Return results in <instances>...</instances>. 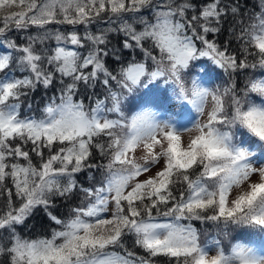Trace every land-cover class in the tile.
I'll use <instances>...</instances> for the list:
<instances>
[{
  "label": "snow or ice",
  "instance_id": "snow-or-ice-1",
  "mask_svg": "<svg viewBox=\"0 0 264 264\" xmlns=\"http://www.w3.org/2000/svg\"><path fill=\"white\" fill-rule=\"evenodd\" d=\"M229 12L236 15L239 8L222 6V0H210L198 14L189 0H0V198L6 201L0 208V256H8L9 264H152L125 246L132 235L148 257L162 255L175 264H208L210 247L218 254L211 264H257L238 245L229 254L218 239L202 246L192 223L214 222L223 234L229 224L264 226V166L248 164V154L230 146L226 130L243 125L264 140V104L253 100H264V76L255 75L264 72V7L247 25L240 21L239 54L208 39L221 31ZM13 31L28 34L18 43ZM114 33L123 35L124 49L143 53L142 61L133 59L115 74L105 62L109 56L121 59L108 47ZM201 57L228 75L223 89L200 88L193 78L185 82L183 70ZM145 76L174 83L196 106V123L176 133L147 113L127 117L125 93ZM57 81V94L39 116L23 113L30 91ZM98 81L107 95L89 107L80 86ZM193 129L199 135L186 140ZM206 140L219 154L203 150ZM141 148L143 163L135 156ZM97 151L106 163L94 162ZM161 161L154 175L138 179ZM93 171L101 174L98 181H78L81 173L91 179ZM76 195L80 203L67 220L49 210L55 199ZM37 208L59 227L50 238H23L16 226Z\"/></svg>",
  "mask_w": 264,
  "mask_h": 264
},
{
  "label": "trees",
  "instance_id": "trees-1",
  "mask_svg": "<svg viewBox=\"0 0 264 264\" xmlns=\"http://www.w3.org/2000/svg\"><path fill=\"white\" fill-rule=\"evenodd\" d=\"M210 0H189V2L194 6L197 14L199 10L203 8L204 5L209 3ZM180 2V0H177ZM222 6H237L239 8V12L236 15H233L229 12L222 19L221 31L218 34H209L208 39L215 40L218 44L223 46L225 43L228 44L229 49L239 54L240 49V41L236 39V35L239 34L240 29L242 27L240 21H243L244 25H247L250 20L249 18L256 13H259L264 7L261 4V0H222ZM144 15L149 16L151 18V10H146ZM189 17L192 15V12L189 11ZM102 27H107V25H101ZM96 25L93 26V31L96 30ZM139 30L141 28L140 25L136 26ZM36 30L30 29L29 32H35ZM233 32L235 34H233ZM25 32H16L13 31L10 33V36L15 39L18 43H22V37L27 35ZM124 37L122 34L114 33L109 36V48H115L118 50V54L121 57L120 61H115L111 56L106 58V66L110 71H113L115 74L119 71V68L123 65H127V63L133 59L136 61L143 60V53L139 49L130 50L124 49L122 47V42ZM198 46L199 42H197ZM145 47H151V42H145ZM2 52L4 49L1 48ZM86 51V49L81 50ZM154 54H158L154 50ZM201 60V61H200ZM206 59L198 58L196 60L190 61L189 66L184 69V78L186 83H190L192 76L197 75L200 71H209L208 79L211 87L214 89L216 87H220L223 89L228 83V75L218 67L212 60L206 64ZM205 66V67H204ZM150 70L154 68L149 62ZM90 71V69H89ZM251 73V70H249ZM17 75H20L17 73ZM246 74H241L238 76V82L241 86H243V82L245 80ZM256 76H264V72L260 70L255 71ZM59 82L57 81L53 87L45 89L43 86L38 85L35 90L30 91L28 96L24 100L23 113L27 115L36 116L40 115V110L47 102L48 98L54 94H57V89L59 88ZM114 90L119 91V89L115 88L113 84ZM179 91L176 88V85L171 81H168L164 77H160L157 79H149L147 76L143 77L141 81L132 89V91L125 93V97L122 101V111L125 109L126 116L131 117L133 112L139 108H141L142 104L146 102L150 105H155L156 109L166 110L168 107L172 106V104L176 102H182V98L179 96ZM107 95V91L105 87L98 81L94 87L84 86L81 84L80 86V97H83L86 105L91 107L93 105L94 100L97 97L103 98ZM91 97V99H89ZM257 96H253V100H256ZM32 105V111L29 112L27 105ZM158 105H161L158 106ZM148 106V105H146ZM146 108V107H144ZM114 119L115 115L112 116ZM245 126L243 125H235L231 129H226L230 132L233 139L239 138L241 135L243 137V141L247 144H251L252 146L257 145L256 137L250 130H245ZM244 133V135L242 134ZM99 142L106 143V137L101 136ZM251 146V147H252ZM34 161H37L34 157ZM94 162L106 163L107 161L100 157L99 152L97 151L96 156L94 158ZM101 178V174L97 171H93L92 178L90 179L87 173H81L78 175V181L83 183L85 186L91 185L94 181H98ZM10 185V181L8 182ZM14 191V189H13ZM5 199L0 198V208H3L5 204ZM80 197L79 195L74 196L70 200H64L57 198L53 202V206L49 209L53 214L57 215L58 218L67 220L70 218L71 208L79 205ZM210 211V210H209ZM187 223V221H184ZM194 227L197 229L201 238L204 233L203 239L206 237H214L221 242V246L224 250L231 249L234 246L245 247V243H251L252 238L257 233V225L254 224H229L225 229V234L221 233L216 224L214 222H205L201 223L199 221H192ZM59 226L55 225L48 217L47 212L43 208H37L31 216L27 218L23 225H17V232L26 239H37V238H50L53 229L58 228ZM125 246L136 253L137 256H143L145 258H149L152 261V264H175L174 260L170 261L169 258L164 256L157 257H148V254L140 247L135 245V237L129 235L124 238ZM119 251V249H118ZM8 256H0V264H9Z\"/></svg>",
  "mask_w": 264,
  "mask_h": 264
},
{
  "label": "rangeland",
  "instance_id": "rangeland-1",
  "mask_svg": "<svg viewBox=\"0 0 264 264\" xmlns=\"http://www.w3.org/2000/svg\"><path fill=\"white\" fill-rule=\"evenodd\" d=\"M201 58H204L207 60L205 65L209 64L208 63L209 61L211 63V60L209 58H206V57H201ZM209 74H210L209 71L205 70L197 76V79L195 81L200 88H204L208 90L213 89L207 77ZM158 106L161 107V105H158ZM123 113L126 115L125 109H123ZM148 114L151 116V118L153 119L155 123L161 124V125L166 124L170 128H172L176 133H181L185 129L192 127L196 123V121L199 119V113L197 112L196 106L187 101L176 102L172 104L170 108L168 107V109L164 110V112H149ZM185 139L186 140L188 139L187 135H185ZM230 146L232 147V140L230 141ZM240 149L244 150L248 154L246 158V162L248 164L254 167H257V168L264 166V153L257 154L251 151L250 149L246 148L245 146H241ZM143 155H144V151L142 148L136 151L135 156L138 162L143 163V160H142ZM34 162H37V161H34ZM162 164L163 162L161 161V163L157 164L156 166H153L147 174H141V176L138 179L144 180V179H147L149 176L154 175L162 167ZM236 194H237L236 192H232L230 193V196H234ZM204 235H207V233H204L202 238L199 234L200 244L204 240L203 239ZM213 239H216V238L213 237L212 241ZM220 247H221V242H220ZM246 251L251 257V259L256 261L257 264H264V256L257 253L259 251H255L251 249H246ZM209 253L216 254V248L210 247Z\"/></svg>",
  "mask_w": 264,
  "mask_h": 264
},
{
  "label": "clouds",
  "instance_id": "clouds-1",
  "mask_svg": "<svg viewBox=\"0 0 264 264\" xmlns=\"http://www.w3.org/2000/svg\"><path fill=\"white\" fill-rule=\"evenodd\" d=\"M184 135H187L188 139L191 140L193 137L199 135V133L196 129H193V131L185 133ZM202 147H203V150L210 156H215L219 154V152L221 151L220 148L214 142L210 140L203 141ZM174 151H175V147H174ZM176 154L183 155L182 153H179V152H176ZM240 191H243V189H241ZM198 258H199L198 256L194 257V259H198ZM204 259L208 261V264H211L213 260L218 259V254L206 253L204 255Z\"/></svg>",
  "mask_w": 264,
  "mask_h": 264
},
{
  "label": "bare ground",
  "instance_id": "bare-ground-1",
  "mask_svg": "<svg viewBox=\"0 0 264 264\" xmlns=\"http://www.w3.org/2000/svg\"><path fill=\"white\" fill-rule=\"evenodd\" d=\"M210 2V1H209Z\"/></svg>",
  "mask_w": 264,
  "mask_h": 264
}]
</instances>
